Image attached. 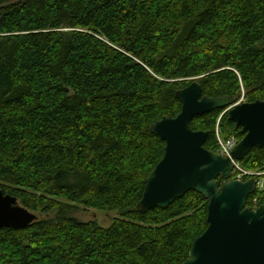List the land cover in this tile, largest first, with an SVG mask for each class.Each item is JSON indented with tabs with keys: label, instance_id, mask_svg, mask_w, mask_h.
I'll list each match as a JSON object with an SVG mask.
<instances>
[{
	"label": "trees",
	"instance_id": "obj_1",
	"mask_svg": "<svg viewBox=\"0 0 264 264\" xmlns=\"http://www.w3.org/2000/svg\"><path fill=\"white\" fill-rule=\"evenodd\" d=\"M194 80L204 96L264 101V0H0V190L38 216L0 229V264L185 262L208 201L138 205L165 154L151 126L179 115ZM222 113L191 123L213 152L219 133L243 138ZM242 165L264 172V147ZM80 207L119 217L102 228Z\"/></svg>",
	"mask_w": 264,
	"mask_h": 264
},
{
	"label": "water",
	"instance_id": "obj_2",
	"mask_svg": "<svg viewBox=\"0 0 264 264\" xmlns=\"http://www.w3.org/2000/svg\"><path fill=\"white\" fill-rule=\"evenodd\" d=\"M176 96L182 103L179 115L151 126L152 134L165 142V154L146 179L138 208L144 214L167 209L188 192H198L208 201V227L182 264H264V206L247 208L257 180H231L233 161L264 147V101L233 104L229 96H204L197 80ZM216 110L227 114L243 136L231 157L206 149L209 132L191 128L195 118ZM37 220V214L0 190V229L23 230Z\"/></svg>",
	"mask_w": 264,
	"mask_h": 264
},
{
	"label": "rangeland",
	"instance_id": "obj_3",
	"mask_svg": "<svg viewBox=\"0 0 264 264\" xmlns=\"http://www.w3.org/2000/svg\"><path fill=\"white\" fill-rule=\"evenodd\" d=\"M241 100L245 101L244 98H241ZM240 101H238V102H240ZM219 136H220V133H219ZM240 141H238L237 144ZM243 170H244L243 165L242 166L239 165V171L242 172ZM258 173H262V172L256 171L252 174L256 175ZM261 183H264V180H261ZM39 216H40V218H45L44 215H39ZM75 217H77L79 220H81L83 222H88V221L94 220V221H97L98 225L101 226L102 228H109L112 226L114 219L116 217H119V214L117 212H104V211H99V210H95V209H87V208L80 207V209L77 212V214L75 215Z\"/></svg>",
	"mask_w": 264,
	"mask_h": 264
},
{
	"label": "flooded vegetation",
	"instance_id": "obj_4",
	"mask_svg": "<svg viewBox=\"0 0 264 264\" xmlns=\"http://www.w3.org/2000/svg\"><path fill=\"white\" fill-rule=\"evenodd\" d=\"M216 153L219 154V150H217ZM242 161H233L235 165V169L232 172L231 180H237V181H243V182H246L252 178H255L257 180L256 191L253 195H251V196H256V197L252 201V206L247 205V208H251L253 211H257L261 206H264V204H261V205L259 204V197H258V195H261L264 192V183H261V180H264V172L253 175L252 173H254V171L252 172V171L246 170L245 168L241 172L239 171L237 164L242 166L241 164ZM245 173H250V175L244 177Z\"/></svg>",
	"mask_w": 264,
	"mask_h": 264
},
{
	"label": "built area",
	"instance_id": "obj_5",
	"mask_svg": "<svg viewBox=\"0 0 264 264\" xmlns=\"http://www.w3.org/2000/svg\"><path fill=\"white\" fill-rule=\"evenodd\" d=\"M243 102H244V100H241L237 104H240ZM218 140H219V145H220L219 154L222 155L223 157H231L232 150L237 145V142L240 141V140L236 139L235 137H233L229 140H223L219 136H218ZM237 167L239 168L238 164H237ZM248 175H250V173H245L244 177L248 176Z\"/></svg>",
	"mask_w": 264,
	"mask_h": 264
},
{
	"label": "bare ground",
	"instance_id": "obj_6",
	"mask_svg": "<svg viewBox=\"0 0 264 264\" xmlns=\"http://www.w3.org/2000/svg\"><path fill=\"white\" fill-rule=\"evenodd\" d=\"M217 132H218V130H217Z\"/></svg>",
	"mask_w": 264,
	"mask_h": 264
}]
</instances>
